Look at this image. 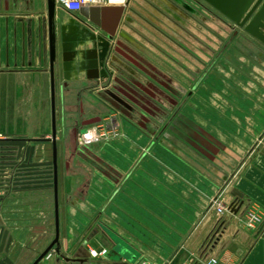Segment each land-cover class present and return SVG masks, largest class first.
<instances>
[{
	"label": "crops",
	"instance_id": "obj_1",
	"mask_svg": "<svg viewBox=\"0 0 264 264\" xmlns=\"http://www.w3.org/2000/svg\"><path fill=\"white\" fill-rule=\"evenodd\" d=\"M98 6L74 14L57 6L61 255L53 249L39 264H264V55L220 64L219 76L210 74L197 91L192 17L182 19L185 24L154 15L122 19L111 31L91 34ZM204 8L201 22L223 24L226 38L227 18ZM111 14L103 13V25ZM1 15L0 74L35 77L50 88L53 133L48 20ZM185 64L192 94L170 98V87L185 86ZM166 101L178 112L172 126H150L164 112L152 104ZM111 110L124 120V142L97 146L91 160L74 147L77 159L63 161L65 139L74 144L85 129L99 130ZM0 142L6 144L0 149V264H34L56 237L54 178L15 174L54 169L53 143ZM4 169L13 176H3ZM217 203L229 209L222 217ZM252 210L263 217L256 229L245 225Z\"/></svg>",
	"mask_w": 264,
	"mask_h": 264
},
{
	"label": "rangeland",
	"instance_id": "obj_2",
	"mask_svg": "<svg viewBox=\"0 0 264 264\" xmlns=\"http://www.w3.org/2000/svg\"><path fill=\"white\" fill-rule=\"evenodd\" d=\"M112 1V0H108ZM124 1V0H117ZM211 9L216 11L208 4L202 0H198ZM113 2V1H112ZM0 12L3 14L1 16H9L14 20L18 16L26 17H38L47 16V0H0ZM217 13H219L217 11ZM221 14V13H220ZM222 15V14H221ZM223 16V15H222ZM225 17V16H224ZM199 25V26H198ZM217 26V27H215ZM220 28L219 25L205 24L203 22H197V25L193 32L196 33V69L195 72V84L193 88L197 91H203L205 80L209 79L210 74L219 76V73L214 71L215 68L219 67L220 64L229 63L236 66V61L239 63L240 60L238 56H244L248 60H257L258 57L264 55V45L260 43L257 39L248 34L245 27H239L231 20L227 19V37L223 38V31L225 29ZM202 29V30H201ZM222 31V38L219 39V32ZM140 32V30H137ZM203 32H207L211 35H204V40L202 38ZM263 57V56H262ZM241 59V57H240ZM261 59V58H260ZM264 63V60H262ZM12 67V66H11ZM14 67V66H13ZM212 70V71H210ZM191 72V71H190ZM187 65H184V72L181 73V77L185 80V86L180 85V91L178 89H172L171 87L166 92L170 98L174 94H180L186 97L192 94V89L187 85L188 75ZM181 78V79H182ZM43 81L36 79L35 77H21L18 75H2L0 74V140L1 141H20L28 140L29 142H44L39 140H44L45 138H52L51 130V105H50V88L48 86H43ZM190 90V91H189ZM198 94V92H197ZM47 102H41L43 100ZM151 106V104H150ZM152 106L157 109H163L164 112L159 113V118L154 119L149 123L150 126L169 128L172 126L173 118L177 115V111H172V105L166 101L164 105L152 104ZM175 110L183 108V104L175 105ZM174 106V107H175ZM116 114L114 111H110L108 115ZM113 117V115L111 116ZM119 117V118H118ZM116 123V129L112 127V121L109 119L101 120V128L105 126L108 127V131L98 130L97 125L91 127L89 132L86 133L89 142L83 141V134L78 138V141L73 144V142L67 138L65 139V145L63 144L62 149L64 150L63 161L76 160L73 158V149L76 148V154L80 153L85 160L92 159L93 153L95 154V149L99 145H107L110 142L123 143L125 136L122 131V127H125L124 120L118 116ZM114 119V118H113ZM160 119V120H159ZM80 128V127H78ZM87 129V130H88ZM86 130V129H85ZM98 130V131H96ZM114 130V131H113ZM98 132V133H96ZM37 140V141H35ZM58 150L61 153L59 144H62L61 138L57 135ZM25 142V141H24ZM60 142V143H59ZM6 147V144L0 142V149ZM103 149V148H101ZM66 150V151H65ZM62 155V153H61ZM60 157V156H59ZM101 158V157H100ZM8 159V158H4ZM102 159V158H101ZM104 159V158H103ZM74 169L78 171L76 163L74 162ZM73 169V168H72ZM90 169V168H89ZM9 169H4L3 176L9 177L13 176L14 171H8ZM48 170V171H46ZM28 169L22 168L16 170L17 176H27L30 174L42 175L46 172L51 179L54 178V169L48 167L47 169ZM31 171H36L32 173Z\"/></svg>",
	"mask_w": 264,
	"mask_h": 264
},
{
	"label": "water",
	"instance_id": "obj_3",
	"mask_svg": "<svg viewBox=\"0 0 264 264\" xmlns=\"http://www.w3.org/2000/svg\"><path fill=\"white\" fill-rule=\"evenodd\" d=\"M210 7L221 13L227 19L234 22L239 27H245V30L252 37L257 39L264 45V0H202ZM48 3V27L44 30V33L49 34L50 37V54H51V77H52V123L53 133L52 138L39 141H51L53 143V166H54V191H55V217H56V237L52 245L46 249L34 264H39L45 259L48 254L55 249V251L61 255V230H60V203H59V169H58V141H57V113L55 104V61H56V14H57V2L56 0H47ZM23 21V20H22ZM27 33L29 36V48H32V21H28ZM109 45H102V58L107 54ZM83 134L88 133L84 130ZM37 141V140H35ZM66 261H73L69 258H65Z\"/></svg>",
	"mask_w": 264,
	"mask_h": 264
},
{
	"label": "flooded vegetation",
	"instance_id": "obj_4",
	"mask_svg": "<svg viewBox=\"0 0 264 264\" xmlns=\"http://www.w3.org/2000/svg\"><path fill=\"white\" fill-rule=\"evenodd\" d=\"M204 6L203 4H196L195 0H124L118 2L103 0L99 3L98 8L92 12V24L88 26L87 31L91 34L98 32L99 29L111 31L116 28L115 25L118 20L124 19L127 23L141 19L150 21L153 15L159 19L174 18L177 21H182L183 24L185 23L182 19L192 17L197 23L203 21V14H205ZM128 10L129 13L126 14ZM107 12L113 14L109 17L108 22L103 25L101 23L102 16H104L103 13ZM106 19L108 18L106 17ZM55 27L57 30L58 26L56 21ZM112 115L114 122L117 123L118 116ZM112 115H107V118H111Z\"/></svg>",
	"mask_w": 264,
	"mask_h": 264
},
{
	"label": "built area",
	"instance_id": "obj_5",
	"mask_svg": "<svg viewBox=\"0 0 264 264\" xmlns=\"http://www.w3.org/2000/svg\"><path fill=\"white\" fill-rule=\"evenodd\" d=\"M103 0H56L57 2V6L61 7L62 9H64L65 11H67L68 13L74 14V13H79L81 12L87 5H91V4H98ZM110 121H112V127L113 129H116V123L114 122L113 118L109 119ZM102 129H107L106 131H108V127L104 125V127L100 128ZM104 131V130H102ZM114 131V130H113ZM90 139H88L87 134L83 135V141L84 142H89ZM217 210H218V215H220L221 217L229 211V209L223 205L222 203H217ZM263 224V217L261 216V214L255 210L250 211L247 216H246V221H245V225L247 228L249 229H256L259 226H261ZM103 253L98 254L95 252H92V256L94 258H98L100 255H103ZM210 264H217V261L215 259L211 260Z\"/></svg>",
	"mask_w": 264,
	"mask_h": 264
},
{
	"label": "bare ground",
	"instance_id": "obj_6",
	"mask_svg": "<svg viewBox=\"0 0 264 264\" xmlns=\"http://www.w3.org/2000/svg\"><path fill=\"white\" fill-rule=\"evenodd\" d=\"M112 1H117V0H112ZM112 1H111V2H112Z\"/></svg>",
	"mask_w": 264,
	"mask_h": 264
}]
</instances>
